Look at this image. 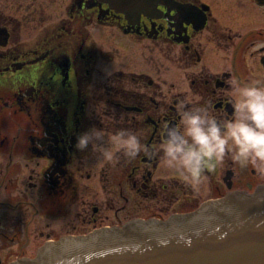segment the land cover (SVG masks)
Here are the masks:
<instances>
[{
	"label": "flooded vegetation",
	"instance_id": "flooded-vegetation-1",
	"mask_svg": "<svg viewBox=\"0 0 264 264\" xmlns=\"http://www.w3.org/2000/svg\"><path fill=\"white\" fill-rule=\"evenodd\" d=\"M130 61L137 66L125 71ZM99 62L109 71L107 83ZM168 65L183 78L168 84ZM252 81L264 86V0H0V254L8 252L0 264L32 258L60 237L132 219L166 220L263 187L264 173L231 156L204 173V200L185 179L158 175L166 167L167 131L183 133L182 112L206 108L218 122L231 120L237 89ZM131 87L145 89L148 105L141 98L131 100L135 105L122 100ZM89 104L94 120L86 115ZM129 112L140 114L142 124L117 121ZM110 120L119 125H106ZM95 124L111 135L136 134L148 156L141 151L129 160L113 150L116 165L107 166L104 180V150L91 154L93 140L84 151L75 147ZM95 146L101 149L104 140ZM88 161L99 166L98 188L118 189L100 202L91 195L94 184L83 181L97 168ZM135 195L149 203L138 214L126 213ZM76 204L74 223L69 214ZM40 211L53 221L68 220L69 231L48 234L40 244ZM106 212L114 214L105 219Z\"/></svg>",
	"mask_w": 264,
	"mask_h": 264
},
{
	"label": "water",
	"instance_id": "water-1",
	"mask_svg": "<svg viewBox=\"0 0 264 264\" xmlns=\"http://www.w3.org/2000/svg\"><path fill=\"white\" fill-rule=\"evenodd\" d=\"M11 264H264V186L166 220L61 237Z\"/></svg>",
	"mask_w": 264,
	"mask_h": 264
},
{
	"label": "clouds",
	"instance_id": "clouds-1",
	"mask_svg": "<svg viewBox=\"0 0 264 264\" xmlns=\"http://www.w3.org/2000/svg\"><path fill=\"white\" fill-rule=\"evenodd\" d=\"M237 93L231 120L218 122L206 108H197L182 112L183 133L175 127L166 133L163 163L170 169L179 167L192 187L202 183L204 173L213 171L216 163L223 162L226 156L237 162H250L264 173V86L252 81L237 89ZM93 135L99 137L103 132L93 129ZM110 139L129 160H134L141 151L148 156V147L132 132L120 130ZM89 140L87 134L79 135L76 149L84 151ZM103 156L104 161L115 162L112 151H104Z\"/></svg>",
	"mask_w": 264,
	"mask_h": 264
},
{
	"label": "rangeland",
	"instance_id": "rangeland-1",
	"mask_svg": "<svg viewBox=\"0 0 264 264\" xmlns=\"http://www.w3.org/2000/svg\"><path fill=\"white\" fill-rule=\"evenodd\" d=\"M152 56H155V58L158 57V55L156 53H154ZM139 61H142V60H139ZM137 63H138V61H136V62L130 61V62L125 63L124 70L125 71H129L130 69L132 70V67H134L135 65L137 66ZM98 68L101 70V73L104 74L103 77H102L103 81L104 82L106 81V83H107V80H106V76L107 75L106 74L109 73L107 67L104 64H102V63L99 62ZM142 69L143 68H138V70H139L138 72H141ZM168 69H169L168 73H166V75L163 76V79H166L168 84H170V83H172L174 81H179L180 79L183 78L182 73L177 68L170 67L169 66ZM138 72H136V73H138ZM98 79H99V77L94 79V83L95 84H98ZM144 90H145L144 88L138 89V88H132L131 87V88H129L127 90L128 91V94H126L127 99L123 98L122 100L123 101L125 100V102L128 103V104L131 103V104L135 105L134 103L131 102V100L133 99L135 101H139V99L141 98V99H143L145 105H148V103L146 102V99L144 98V96H142L144 94ZM96 93L97 92L92 93V94H96ZM91 108H92V105H90V104L86 107V115L88 117H92L93 120H94L95 119V115H93V113L91 111ZM141 118H142V116L140 114H137V113H134V112H129L127 114L126 113H120L119 116H118L117 121L119 123H121V124L122 123H128V122H130V123H133L134 126L138 127L140 124H142ZM8 124H10V122ZM114 124H118V123L114 122L113 120H110L109 122L106 123V125H108V126H112V125L114 126ZM13 127H15V126L13 125ZM93 129H95L96 131L103 132V135L102 136H99V137L93 135ZM108 132L109 131H106L105 129H100V127H99L98 124H95L93 127H90V128L88 126L86 134L90 137V140H93L94 141V143H93V150H92L91 154L94 153L96 155L97 154L96 153L97 150H104V151L117 150V146L114 145L111 142L110 137L112 135L109 134ZM102 139L105 142V146H102V148L99 149V148H97L95 146V143H98L99 140H102ZM120 150H123V149H120ZM90 158H94V157L92 156ZM100 162L103 165L102 170H100V172L102 173V177L105 180L106 178H105V175H104L103 172H106V170H107L108 167L115 166L116 165V162H114V163H108V162L104 161V156L101 157V159L99 160V163ZM174 163H177V162H174ZM85 165L87 167H95V166H97V168L95 167L93 169V172H92V175L93 176H92V178L90 180L89 179L88 180L87 179H83V181H85L87 184L89 182H91V183L94 184L95 187L94 188H91V190H92V194L91 195H93V198L94 199L95 198L97 199V202H100L101 199L103 197H105L103 195H106V191L107 192H116V191H118L117 188L116 189H111V188H109V189L98 188L97 187V180H98V173L97 172L99 170V166L97 165V163H91L90 161H88L87 163H85ZM158 175L160 177H176V178H183V179H185V175L182 173V170L179 167H174L172 169H170L168 167H163L159 171ZM154 178H156V177H153V180H155ZM195 187L200 192L201 198H203L202 200H204V198L207 197V189H206V186L205 185H202L200 183L199 185H197ZM101 189H103L104 191H102ZM126 191L127 190H123V192H126ZM107 197H114L113 200H114L115 204H117L116 206H118V205H119V207L120 206L121 207L123 206V203H122L121 199L119 198V196H113V193H111V194L108 193ZM133 201H134V204L133 205H129V204H128V206H127V204L125 205V208L126 209L124 211H126V213H128V211H129V213L136 212V214H138L142 210V208L146 204L149 203L144 198H142V196H139V195H135ZM165 203L166 202L162 201L159 204V207L160 208L164 207L165 206ZM170 203H172V202H170ZM78 206L79 205H77V204L76 205H72L71 211H70V214H69V220L70 221H73L74 223H77L78 222V220L76 218V211L78 210ZM170 211H172V209H170ZM41 214H43V212L40 211V219L38 220V223H39V232L41 234L40 235V238H39V241H38L40 244L42 242H44L45 236L48 235V234H49V237L57 238V236L60 235L61 233H64V232L69 231V229L71 227V224H70L69 227H67L68 224L66 223V221H68V220L61 219L59 221H53V220H51L49 218L47 219L45 215H41ZM106 214H107V216H112L114 214V212H106L104 214V216H103L104 218H105V215ZM124 214H125V212L122 211L121 212V215L124 218L123 221H125L127 219L125 217L126 214L125 215ZM140 214H142V213H140ZM164 215L166 217L167 216V213H165ZM102 222L105 223L106 220H103ZM87 230H89V229H87ZM0 255H3V253H1ZM3 256L4 257H7L8 256V252H4V255Z\"/></svg>",
	"mask_w": 264,
	"mask_h": 264
}]
</instances>
